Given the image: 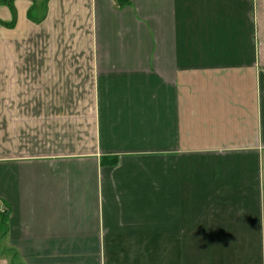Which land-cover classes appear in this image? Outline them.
I'll return each instance as SVG.
<instances>
[{"label":"crops","instance_id":"crops-1","mask_svg":"<svg viewBox=\"0 0 264 264\" xmlns=\"http://www.w3.org/2000/svg\"><path fill=\"white\" fill-rule=\"evenodd\" d=\"M0 208V264H264V0H0Z\"/></svg>","mask_w":264,"mask_h":264},{"label":"trees","instance_id":"trees-1","mask_svg":"<svg viewBox=\"0 0 264 264\" xmlns=\"http://www.w3.org/2000/svg\"><path fill=\"white\" fill-rule=\"evenodd\" d=\"M5 220H6V212L5 213L0 212V221L5 223Z\"/></svg>","mask_w":264,"mask_h":264},{"label":"clouds","instance_id":"clouds-1","mask_svg":"<svg viewBox=\"0 0 264 264\" xmlns=\"http://www.w3.org/2000/svg\"><path fill=\"white\" fill-rule=\"evenodd\" d=\"M260 217H261V225L264 226V214H262ZM261 231L264 232V227H262Z\"/></svg>","mask_w":264,"mask_h":264},{"label":"built area","instance_id":"built-area-1","mask_svg":"<svg viewBox=\"0 0 264 264\" xmlns=\"http://www.w3.org/2000/svg\"><path fill=\"white\" fill-rule=\"evenodd\" d=\"M0 212L5 213L6 210L4 208H0Z\"/></svg>","mask_w":264,"mask_h":264},{"label":"rangeland","instance_id":"rangeland-1","mask_svg":"<svg viewBox=\"0 0 264 264\" xmlns=\"http://www.w3.org/2000/svg\"><path fill=\"white\" fill-rule=\"evenodd\" d=\"M19 91H21V89H20V88H18V92H19Z\"/></svg>","mask_w":264,"mask_h":264}]
</instances>
